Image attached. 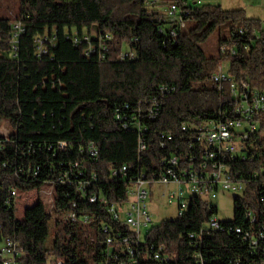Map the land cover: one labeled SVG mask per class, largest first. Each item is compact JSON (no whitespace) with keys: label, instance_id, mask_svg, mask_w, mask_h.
I'll return each instance as SVG.
<instances>
[{"label":"trees","instance_id":"16d2710c","mask_svg":"<svg viewBox=\"0 0 264 264\" xmlns=\"http://www.w3.org/2000/svg\"><path fill=\"white\" fill-rule=\"evenodd\" d=\"M166 1L20 0L15 20L24 23L25 31L16 56L9 43L12 19L0 17V124L12 127L9 138L0 137V244L5 237L17 243L19 264H100L113 251L109 236L134 239L109 206L125 202L139 177H158L171 158L187 157L176 169L178 175L191 164L188 156L198 153L195 126L217 121L224 112L236 117L232 82L245 81L251 90L264 91L261 20L248 17L243 8L189 0L186 26L179 28L163 21ZM93 26L104 37L93 42L96 52L85 57L73 32L81 38ZM223 27L227 31L221 32L219 51L209 55L204 43ZM45 33L55 42L38 56L35 40ZM100 43L106 48L100 49ZM125 49H133L136 57L121 59ZM224 60L230 62V81L219 91L211 76ZM232 167L251 177L257 166L239 161ZM44 186L52 189L53 211L39 198L17 219L12 190L42 192ZM92 196L97 200L91 202ZM248 206L256 207L257 222L247 218ZM234 208V218L223 220L227 231L206 230L218 207L194 195L181 218L152 226L139 247L145 252L163 245L162 256L169 253L170 264H198L196 251L204 264L264 262V250L251 252L244 233H235L238 227L255 237L261 233L264 242L263 205L248 194L237 195ZM53 217L55 240L49 249ZM202 230L197 250L199 239L190 235ZM142 254L139 264H163ZM124 259L110 258V264Z\"/></svg>","mask_w":264,"mask_h":264},{"label":"built area","instance_id":"2783aa9c","mask_svg":"<svg viewBox=\"0 0 264 264\" xmlns=\"http://www.w3.org/2000/svg\"><path fill=\"white\" fill-rule=\"evenodd\" d=\"M145 2L148 5H154L158 4L160 0H145ZM166 2L167 6L164 11L163 21L172 23L175 27L184 28L186 26L183 16L185 13L184 8L189 0H167ZM196 3L201 4L202 2L196 0ZM262 23L264 25V22ZM11 25L13 29L9 43L12 47V54L16 56L19 37L25 31V25L20 20L11 22ZM93 27L97 28L96 33L92 34L91 30H87L81 38L78 37L77 32H73V40L76 44L82 46L85 57H91L96 52V45L93 42H101L104 37L97 26ZM170 33L172 36H177L175 29H171ZM50 36L49 33H45L36 38L38 56L46 54L48 45L54 44L55 38ZM105 36L109 39L113 38L108 34ZM100 46L102 50L106 48L102 43H100ZM221 51L224 52L225 47ZM232 53L236 54L235 50L232 49ZM135 57L136 52L133 49H125L120 55L123 60L134 59ZM228 81H230V77L221 63L211 76L212 86L221 91L223 85ZM162 89L167 90L164 87ZM230 97L234 102L233 113L236 117L227 116V112H224V117L219 118L217 121H206L201 125L195 126L198 133L194 140L196 142L195 149H198V153L188 156L191 164L183 167L179 175L176 169L183 165V160H187V157L182 160L178 157L171 158L168 162V167L158 177L151 179H146L145 176L139 177L133 184V188L129 189V196L125 202L113 203L109 206V211L113 213L114 218L123 222L131 230L134 234V239L132 240L131 236H122L121 234L109 236L107 244L113 248V251L109 249L105 255V260L101 261L100 264H110V258L116 260L120 256L125 257V259L119 264H139V257H142V252L145 253V260L153 256L154 260H158L163 264H170L168 262L170 254L167 253V255L162 256L163 245H160L158 249H155L154 246L148 247L145 252L143 248L139 247V244L145 241L146 235L151 229L150 227L146 232L144 231L151 222L149 213V197L151 193L146 186L154 182H160L165 185L178 184L182 186L184 184L188 186L187 192L179 188L178 190H171L167 194L170 204L174 202L178 204L176 219L181 218L187 211L192 196H199L209 203H214L220 191L234 192L238 196L248 194L250 197L256 198L257 202L263 205L264 210V91L251 90L245 81H241L238 84L232 82ZM155 115L154 111L150 112L151 118H154ZM187 127L183 125L182 128L187 130ZM10 134L5 136L0 133V137L9 138ZM63 146L64 143H61V147ZM193 146L194 144L190 148ZM145 147V144L141 142L140 150H144ZM90 152L93 156L97 155L98 151L94 144L90 146ZM239 161L256 163V172L251 177H247L241 171L233 169V163ZM12 195L17 200L18 193L15 189L12 190ZM96 200V196L90 198L91 202ZM120 209H122L123 215L119 213ZM246 216L251 222H257L256 207L253 206L251 208L248 206ZM71 217L75 219L74 214ZM82 219L85 223L89 221L87 217ZM204 228L206 230L227 231V226L224 225L223 220L218 218L217 215L211 216L205 223ZM104 231L107 232L106 227ZM228 231H232V228L228 229ZM204 232L202 230L198 234L190 235V237L199 239L194 245L197 250L200 248L199 245L203 244ZM143 233L144 235H142ZM235 233L238 236L244 233L242 240L249 245L251 252L257 247L264 250L263 235L261 233L259 237H255L251 235V230H243L239 227L235 229ZM18 255L17 243L12 238L5 237L0 244V264H19L16 260ZM193 257L198 264H204L200 251H196ZM258 264H264V262L261 261Z\"/></svg>","mask_w":264,"mask_h":264},{"label":"rangeland","instance_id":"374dc122","mask_svg":"<svg viewBox=\"0 0 264 264\" xmlns=\"http://www.w3.org/2000/svg\"><path fill=\"white\" fill-rule=\"evenodd\" d=\"M201 5L205 4H219L224 9H235L243 8L246 11V15L250 18H255L264 22V0H200ZM162 3L160 0L159 4ZM20 0H0V17L11 18L15 21L19 13ZM97 28L92 27L91 33H96ZM227 31L226 29L216 31L207 42L204 43L205 49L209 55H215L219 51V40L221 37V32ZM223 66L227 69L230 65L229 60H224L222 62ZM12 127L8 123L3 121L0 124V133L5 136L11 133ZM133 188L132 186L129 188ZM147 190L151 193L149 197V213L151 217V222L144 229L146 232L152 226L159 225L164 220L176 219L178 214V204L177 202L169 203L167 194L171 190H178L179 188L188 191L187 185L179 186L178 184H162L160 182H154L151 185L146 186ZM51 187H43L42 192L37 190L31 191H20L17 195L16 203V218L21 219L24 216V211L29 206H32L39 198L46 204L50 211H53L52 202L53 197L51 194ZM237 196L236 193L230 191H220L218 198L214 200V204L218 207L217 217L228 221L234 218V199ZM119 213L123 215L122 209ZM144 232V233H145ZM144 233L142 235H144ZM55 240V217L50 222V233L47 241V247L52 249Z\"/></svg>","mask_w":264,"mask_h":264}]
</instances>
